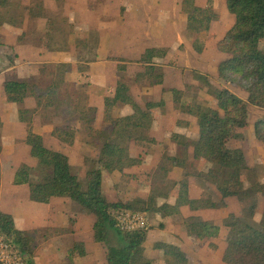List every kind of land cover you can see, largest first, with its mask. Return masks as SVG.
<instances>
[{
  "label": "trees",
  "instance_id": "16d2710c",
  "mask_svg": "<svg viewBox=\"0 0 264 264\" xmlns=\"http://www.w3.org/2000/svg\"><path fill=\"white\" fill-rule=\"evenodd\" d=\"M226 4L235 21L217 42L218 49L226 54L218 65V76L247 91L248 97L243 99L227 87L215 88L203 73H196L195 79L205 83L208 92L215 97L216 107L200 101L184 102L181 89L164 87L165 91L172 92L177 110L196 118L198 136L192 138L184 133H172L177 152L162 156L147 197L127 202L110 201L103 191L104 172L126 175V169L143 164L142 157L132 155L131 143L155 147L158 141L152 136L151 129L156 118L166 112L164 98L146 99L144 105L135 98L126 65L118 66L117 85L104 97L100 127L96 126L98 109L90 104L88 90L67 79L72 63H43L35 75L9 77L4 82L6 100L18 105L19 117L27 124L26 143L37 162L35 166L21 163L13 183L28 185L31 201L50 203L53 198H68L79 204L82 211L93 215V238L104 245L107 264H190L188 253L181 246L166 241L154 243V247L163 252L162 259L147 256L148 224L141 229L125 230L117 221V211L160 214L159 227L164 228L174 216L182 213V207L193 212L218 209L226 205L229 197L243 202L254 198V201L249 205L247 217L230 213L224 218L227 234L222 261L225 264H264V210L259 224L252 220L257 211L255 198L259 194L264 196V182L258 178L256 168L249 164L244 149L229 144L230 139L245 138L249 105L264 108V0H226ZM181 10L187 16L186 32L194 50L203 53L207 44L203 34L218 20V12L213 5L202 6L196 0H182ZM45 17L47 27L36 29L38 35L34 40L31 39L33 31L26 28L18 41L49 51H64L68 41L63 43L57 36L54 17L48 16L43 0H30L28 4L21 0H0V26L9 24L23 28L29 21ZM168 51L165 47L147 48L137 60L144 69L136 73L134 83L141 88L163 84L165 72L157 59L166 57ZM29 97L35 98V108L25 107V99ZM126 105L132 107V113L117 116L115 109ZM61 108L78 116L87 134L100 143L95 166L88 168L84 178L74 171L65 152L48 147L43 136L33 130L35 114H41L46 118L43 121L52 123ZM254 129L257 139L264 143V118L255 122ZM53 136L72 145L77 129L55 126ZM200 162L208 164V169L199 170L197 176L208 184L207 187L212 185L218 192L207 190L199 197H192L190 177L193 173L188 170ZM176 167L185 169L184 176L171 180L170 173ZM170 197H174L173 202L168 201ZM160 199L163 201L159 202ZM184 225L189 236L200 240L218 238L221 233L219 224L200 215L185 217ZM42 229L21 230L12 214L0 211V235L26 255L28 264H35V241ZM48 237L43 233V238ZM209 248L214 251L218 245L210 242ZM86 254L84 243L74 242L68 250V264H78L75 259Z\"/></svg>",
  "mask_w": 264,
  "mask_h": 264
},
{
  "label": "rangeland",
  "instance_id": "374dc122",
  "mask_svg": "<svg viewBox=\"0 0 264 264\" xmlns=\"http://www.w3.org/2000/svg\"><path fill=\"white\" fill-rule=\"evenodd\" d=\"M43 1L47 6L48 16L54 17V22L58 31L57 36L63 43L67 40L68 46L71 47V45H73V48L76 47L74 49L76 52L74 53L76 55L77 65L80 66V69H85L88 66L87 63L95 58L100 34L98 25H100L101 22H104L103 25L107 30L110 29L115 33L122 28L125 32V36L130 35V37H133L136 40L139 33L143 34V31L140 32L139 25V20H142L141 27L144 30L145 26L150 23V25H155L154 35L156 37L165 35L169 36V33L172 34V37L167 43L169 45V49L172 50L170 58L172 57L175 68L169 70L171 80L167 82V87L165 88H171V86L182 87V101H200L206 106L216 107L215 97L208 92L209 90L205 83L195 79L196 73H203L207 75L209 81L215 88L227 87L234 91L240 88L239 86L224 81L212 73L213 69L225 57V54L218 50L217 42L225 35L235 20L234 15L231 14L227 8L226 0H196L197 3L202 6L209 4L213 5L219 14L218 20L212 23L211 29L203 34V37L207 40V47L205 53L202 55H198V53H196L191 46L190 39L187 36V16L181 10V0ZM21 2L28 4L30 0H21ZM132 2L134 4L136 3V8L132 6V9L127 11L128 5H133ZM141 5L144 6L142 7ZM142 8L145 9L142 10ZM77 17H81V19H78ZM80 20L87 21L89 26L80 29L77 23ZM47 22L46 17L35 19L26 23L25 27L21 29L27 28L30 32L33 31L31 39L34 40L38 35L36 29H46L48 24ZM166 23L168 25L167 32L165 29L160 28L161 26H165ZM5 34H7L6 31L4 29L1 31L0 29V55H5V53L11 52L10 45L5 44V39L7 38ZM14 36L15 35H11L10 38H13ZM17 42L18 44H21L18 40ZM138 44L139 43L137 42V45ZM15 51V47H12V54L7 55L4 59L0 56V69L4 68V65L6 64L12 65ZM117 59L123 62L119 65L127 66L126 73L128 75V81H132V93L135 97L137 96L138 99L142 100H146L147 98L154 99L155 97L158 100L161 97L164 98L165 101H168L165 119H168L169 123L167 125L164 123H158L157 126L155 125L154 127V134L158 141L156 147L152 150H148L135 144L131 145L133 155L142 157L143 164L133 167L130 172H126L128 173L126 175L116 172L115 175L106 174L104 177L103 191L105 196L110 201L127 202L137 197H147L151 190L154 173L158 170V165L162 156L165 154H176V143L171 139V135L174 130L186 131L193 138L197 135L198 128L195 125V118L193 116H188L186 113L180 112L176 109L177 105L175 102H172L173 94L171 91H165V88L157 87L156 93L150 96L139 90L138 85L134 83L136 79V72L142 67L138 64L137 59H132V57H115L111 60ZM166 61L168 62L169 58H167ZM17 74L19 73L12 71L8 75L10 77H16L18 76ZM250 109L249 121L253 124L256 119L260 118L262 113L260 109L253 108L251 106ZM39 115L43 120L46 119L41 114ZM184 116L186 119L190 118L192 122L186 124L187 122L181 119V117ZM77 118L78 116L75 114L69 113L67 110L61 108L54 118V121L51 123L53 124V129L55 126H68L77 129L75 142L72 145H66L63 142H60L57 138L48 137L46 144L52 149L65 152L70 158L74 171L84 178L88 168L95 166V160L98 157L100 143L96 140V138H92L87 134L88 132L84 130L83 123ZM248 127L244 131V139L233 138L230 139L229 144L233 147L243 146L250 164H253L256 161L259 162V164L254 167L257 170L258 178L260 181L264 182V151H261V148H259L258 145H255L252 140L248 138ZM23 162L33 166L37 163L36 159L31 156L30 151L27 150L24 143L14 149L11 147V143L2 138V134L0 133V165H3V172H0V180L4 186V194L8 195L5 201H9L12 197L21 200H26L27 198L25 188L24 190L21 188H11V175L13 170ZM207 167L208 164L200 162L199 164L190 167L188 170L193 173L190 177V187L191 195L194 197H199L203 192H205V189L207 191L206 182H203L197 176L199 170L206 171ZM184 173L185 169L176 167L170 173L169 179L178 180L184 176ZM25 186L27 188V185ZM202 189L203 192L201 193ZM209 191L218 192L212 185L209 186ZM173 199L174 197H170L168 201H173ZM253 199L254 198H251L248 201L243 202L236 197H229L226 199V205L224 207L218 209H207L201 212V214H197L204 219H209L219 224L221 226V233L218 238H213L211 240H200L195 237L187 238L186 240L183 239L185 251L190 257V264H225L222 261V255L226 246L225 238L227 229L223 226V220L230 213L247 217L248 208L254 201ZM70 201L71 200L68 199L55 198L52 200L51 204L44 209L37 206L43 205V203L31 202L33 205L31 204L28 210L30 211V215L34 218V223H37L39 219L38 217L43 214L48 216V214L51 213L54 216L56 215L54 211L59 213V216L55 220H51L50 226L43 228L42 231L40 230V233H38L35 241L37 245H35L37 247L36 251L34 249L35 255L37 250H39L38 248H41L45 241L48 239L51 240L61 234L59 232L65 233L63 229H70L69 227L61 228L55 226L60 224V222L66 217L65 214H60V212L67 211L72 208L71 206L73 204H70L72 203ZM162 201L163 199L159 200V202ZM255 201L257 202V211L252 220L256 224H259L263 219L264 196L262 194L257 195ZM75 205L81 208L79 204ZM189 214H191L190 210L185 208L182 213L174 216L164 228H161L159 227V223L161 221L160 214L148 212L147 224L149 234L147 238V247L148 253L151 256H149L150 258L162 259L164 257L163 252L154 247V243L160 240H171V238H173L172 236L177 235V233H181V228L185 227L184 219ZM43 233L49 235L48 239L43 238ZM210 241L218 245L217 250L213 251L209 248ZM103 249H105L104 245H102V248L94 252V259H98L96 264H102V258L104 257ZM52 255L54 256L53 253ZM43 259H47V257L44 258L43 256Z\"/></svg>",
  "mask_w": 264,
  "mask_h": 264
},
{
  "label": "crops",
  "instance_id": "0c3cea01",
  "mask_svg": "<svg viewBox=\"0 0 264 264\" xmlns=\"http://www.w3.org/2000/svg\"><path fill=\"white\" fill-rule=\"evenodd\" d=\"M132 6L134 8H136V3L135 4L133 3V5L129 4L127 11L132 9ZM141 6L143 7L144 5H141ZM143 9H145V8H142V10ZM77 18L81 19V17H77ZM77 23H78L80 29H83V28H86V26H89L87 21L80 20ZM103 23L104 22H101V24L98 25V29L100 31V34H99L98 45H97L96 52H95V59L88 62L87 63L88 66L84 70L80 69V66L77 65L76 55L74 53V52H76V50L74 51V49L76 47L73 48V45H71V47H70L67 44L66 49L64 51H49L43 47L31 44V43L20 42L21 44H18V42H17L18 37H19V35L22 34V32L24 30H26V28L21 29V28L11 26L9 24H4V25L0 26L1 31L4 29L7 33V34H5V36L7 37L5 39V44L10 45V47H11L10 48L11 52L5 53V55L1 54L0 55L1 58L4 59V58H6L7 55L12 54V47H15V50H16L15 54L13 55L12 65L6 64V65H4V68L0 69V122H1L0 133L2 134V138L6 139L9 143H11L12 148L16 149V148H18V146L20 144L24 143L27 150L30 151V146L26 143V138H27V134H28L27 124L25 122L21 121V119L19 117L18 105L14 102H8L6 100V95L4 92V82L7 80V78L10 77L8 74L11 73L12 71L19 73V74H17L18 76H16L18 78H28L29 76L37 74L39 72L40 65L43 63H60V62L72 63L73 68L67 74V79L70 81L77 82L79 87H81V88L84 87L88 90L89 98H90V104L93 106H96L98 109L97 123H96L97 127L101 126L103 116H104V109H105L104 97H105V95L110 94L111 91H113L115 89L117 82H118V78H119L118 66H119V64L123 63V62L119 61L118 59L117 60H111V59H113L115 57H118V58H131L132 57V59L138 60L141 57V55L144 53V51L149 47H165V48H168L169 51H168L167 56L164 57L163 59L157 60L159 63H162L161 65L164 68V72H165L164 83L161 85H155V86L143 87V88L138 86V88L143 93L151 96V95L156 93L157 87H161V88L167 87L166 86L167 82L169 80H171L170 76H169L170 75L169 70L172 68L173 69L175 68V64H173L172 57L170 58L172 50L169 49V45L167 43L170 40V38L172 37V34L169 33V36L165 35V36H161V37H159V36L156 37L154 35L155 25H153V24L150 25L151 24L150 23L149 25L145 26V23H144V26H145V30H144L141 27L142 20H139L140 32L143 31V34L139 33L138 38L135 40L133 37H130V35L125 36V34H124L125 32L122 28H120L119 31L114 33L110 29L107 30L106 27L103 25ZM186 26H187V19H186ZM211 27H212V25H211ZM160 28L165 29V31L167 32V29H168L167 23L165 24V26H161ZM105 29H106V31H105ZM20 30H22V31H20ZM156 31H157V29H156ZM11 35H15V36L13 38H10ZM137 42L139 43L138 45H137ZM206 42H207V40H206ZM191 46H192V44H191ZM206 47H207V44H206ZM205 50H206V48H205ZM205 50L203 53H198V52H196V53H198V55H202L205 53ZM221 53H223V52H221ZM223 54H225V53H223ZM225 57H226V54H225ZM225 57L223 59H225ZM167 58H169L168 62L166 61ZM219 63H218V65H219ZM138 64H140V63H138ZM140 65L142 67L137 72L142 71L144 69V66L142 64H140ZM218 65L213 69V72H212L217 77H219L218 76ZM171 88H173V86H171ZM175 88L181 89L182 87H175ZM232 91L235 94L239 95L243 99H247V97H248V93L246 91L240 89V88L236 89L235 91L234 90H232ZM135 98L142 105L145 104V100L138 99L137 96ZM154 99L157 100L156 97ZM160 99H161V97H160ZM160 99H158V100H160ZM167 102L168 101H166V108L168 105ZM172 102L173 103L175 102L174 99L172 100ZM250 106L253 108H256V109H260V111L262 113L260 118H264V108H261V107L255 106V105H249V115H250V110H251ZM25 107L35 108L36 107L35 98H33V97L26 98L25 99ZM132 111H133L132 107L129 105H126L123 107H117L115 109V114L117 116L127 115V114L132 113ZM165 117H166V112L163 116L156 118V120L154 121L153 127L151 129V131H152L151 134L155 138H156V136L154 134L155 125L157 126L158 123H164L165 125H167L169 123V120L165 119ZM181 119L184 121H187L186 124H188L189 122H192V120L190 118L186 119L185 116L181 117ZM257 120L258 119H256V121ZM255 122L252 124L251 121H249L247 136H249L248 138L251 139L255 145H258V147L261 148V151L262 150L264 151V143L259 141L255 135V129H254ZM195 125L197 126L196 118H195ZM197 128H198V126H197ZM33 130L36 133H39L43 136L45 144L47 142L48 137H52V138L54 137L53 136V130H54L53 124L43 121L42 117L39 114H36L34 116ZM174 132L184 133L187 136L191 137V135H189V133H187L186 131H180V130L175 131L174 130ZM249 132H250V134H249ZM253 132H254V135H253ZM197 136H198V133L193 138H196ZM54 138H56V137H54ZM60 142H62V141H60ZM132 144L138 145V143H134V142L131 143V145ZM66 145H68V144H66ZM138 146L145 148V149H148V150H152L156 147V146L154 147L153 145L151 147H146L143 145H138ZM176 147H177V145L175 144V148ZM240 147L243 148V146H240ZM131 153H132V151H131ZM245 154L247 157L246 152H245ZM132 155H133V153H132ZM247 160H248V157H247ZM248 162H249V160H248ZM258 164H259V162L256 161L250 165L256 166ZM2 166L3 165H0V172H3ZM17 168H14L13 173L11 175V182H12L11 188H15V189L21 188L23 190L25 188L26 193H27V196H26L27 198H26V200L25 199L21 200V199H17V198L12 197L9 199V201H5L6 197L8 195L4 194V191H3L4 186H3L2 181L0 180V211L12 214L14 219H15L16 226L21 230H30V229H34V228H46V227L50 226L51 220H55L59 216V213L54 211L56 214L54 216L51 213H49L48 216L43 214V215L38 217L39 219H38L37 223H34V218L30 215V211L28 210V208L32 204L31 202H34V201H31L29 199V187H28V185L26 188L25 185H15L13 183L14 174H15ZM131 169H126L125 172H130ZM207 169H208V167H207ZM106 174H111V173L104 172V177ZM112 174L115 175L116 172L112 173ZM104 177H103V180H104ZM103 183H104V181H103ZM209 186L207 187V190H209ZM205 191H206V189H205ZM190 192H191V190H190ZM202 192H203V189H202L201 193ZM213 192H215V191H213ZM192 197H194V196H192ZM57 198L59 199V197H57ZM53 199H55V198H53ZM62 199H68V198H62ZM68 200H70V199H68ZM173 201H174V199H173ZM173 201H169V202H173ZM51 202L50 203H43V205H37V206L44 209L45 207L50 205ZM70 202H72V201H70ZM70 204H73L71 206L72 208L70 210L60 212V214L66 215L65 219H63L60 222V224L55 225L56 227H61V228H68L69 227L70 229H68L67 232L64 231L65 233L60 232L61 234H59L58 236L54 237L51 240L48 239L47 241H45L43 243L42 247L38 248L39 250H37V253H36L35 258H34L35 264H68V262H69L68 250L74 242H83L85 247H86V251H87V254L85 256H78L75 259L76 262L78 264H96V261L98 259H96V260L94 259V257H93L94 252L96 250L102 248V245H101V243L95 242L94 238H93V235H94L93 225H94L95 217L91 214H88V213L82 211L81 208H79V207H77V205H75L76 203L72 202ZM185 208L188 209L187 207H182V211ZM205 210H207V209L196 211V212L190 211L191 214H189V215L201 214V212H203ZM146 215H148V214H146ZM172 237L173 238H171V240H165V241L168 243H173V244L179 245L182 247L183 250H185L184 240H186L187 238H192L193 236H189L186 232V228L182 227L181 233H177V235L172 236ZM179 237H181V238H179ZM210 242H212V241H210ZM147 243H148V241L146 240V242H145V254L147 256H150L148 253ZM103 252H104V257L102 258V264H107L105 249H103ZM223 252H224V250H223ZM52 253L54 254V256L52 255ZM43 256H44V258L47 257V259H43Z\"/></svg>",
  "mask_w": 264,
  "mask_h": 264
},
{
  "label": "built area",
  "instance_id": "2783aa9c",
  "mask_svg": "<svg viewBox=\"0 0 264 264\" xmlns=\"http://www.w3.org/2000/svg\"><path fill=\"white\" fill-rule=\"evenodd\" d=\"M121 228L136 230L146 227V213L120 210L115 213ZM0 264H28L26 255L0 235Z\"/></svg>",
  "mask_w": 264,
  "mask_h": 264
}]
</instances>
